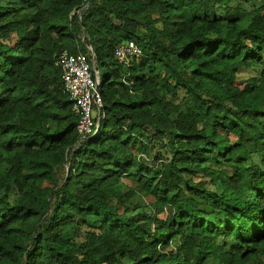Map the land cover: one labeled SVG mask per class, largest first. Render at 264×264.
Returning <instances> with one entry per match:
<instances>
[{
    "label": "trees",
    "instance_id": "trees-1",
    "mask_svg": "<svg viewBox=\"0 0 264 264\" xmlns=\"http://www.w3.org/2000/svg\"><path fill=\"white\" fill-rule=\"evenodd\" d=\"M259 1L0 0V264H264ZM63 49L103 69L86 138Z\"/></svg>",
    "mask_w": 264,
    "mask_h": 264
},
{
    "label": "built area",
    "instance_id": "built-area-1",
    "mask_svg": "<svg viewBox=\"0 0 264 264\" xmlns=\"http://www.w3.org/2000/svg\"><path fill=\"white\" fill-rule=\"evenodd\" d=\"M89 0H82L88 3ZM143 56V49L133 40L120 44L115 49L116 60L129 66ZM57 65L61 69L63 91L72 102V111L79 116L77 131L81 138L96 133L102 107V96L98 83L93 79L90 63L85 54L71 53L63 49L57 56ZM96 120L98 122H96Z\"/></svg>",
    "mask_w": 264,
    "mask_h": 264
},
{
    "label": "rangeland",
    "instance_id": "rangeland-1",
    "mask_svg": "<svg viewBox=\"0 0 264 264\" xmlns=\"http://www.w3.org/2000/svg\"><path fill=\"white\" fill-rule=\"evenodd\" d=\"M242 3H244L246 6L253 8L256 7L257 5H259L260 1L259 0H240ZM91 72L93 75V79L98 83L99 85V91L101 90L102 87V73H103V69L102 68H94L93 66L91 67ZM249 72L246 71L244 72L241 77H247L249 76L248 74ZM151 155H153V153L151 152ZM152 157V156H151ZM140 198V197H139ZM134 204L136 206H140L143 207V205H146V201L144 199H135L134 200ZM145 209V208H144ZM150 211V210H149Z\"/></svg>",
    "mask_w": 264,
    "mask_h": 264
}]
</instances>
